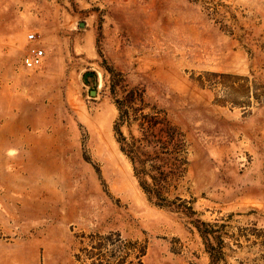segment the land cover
<instances>
[{
  "label": "rangeland",
  "instance_id": "obj_1",
  "mask_svg": "<svg viewBox=\"0 0 264 264\" xmlns=\"http://www.w3.org/2000/svg\"><path fill=\"white\" fill-rule=\"evenodd\" d=\"M112 77L185 134L177 193L224 264H264V0H0V264H211L140 187Z\"/></svg>",
  "mask_w": 264,
  "mask_h": 264
},
{
  "label": "trees",
  "instance_id": "obj_2",
  "mask_svg": "<svg viewBox=\"0 0 264 264\" xmlns=\"http://www.w3.org/2000/svg\"><path fill=\"white\" fill-rule=\"evenodd\" d=\"M112 93L119 110L114 126L116 138L132 163L140 187L156 205L187 216L203 238L211 264H224L218 230L198 217L194 206L177 193L188 163L185 134L166 113H143L147 106L145 89L122 86L119 79L112 77ZM123 126L128 127L129 135L123 133ZM134 126L137 136L132 132Z\"/></svg>",
  "mask_w": 264,
  "mask_h": 264
},
{
  "label": "built area",
  "instance_id": "obj_3",
  "mask_svg": "<svg viewBox=\"0 0 264 264\" xmlns=\"http://www.w3.org/2000/svg\"><path fill=\"white\" fill-rule=\"evenodd\" d=\"M30 40H34L35 34L28 35ZM46 58V50L40 46H31L23 58V63L28 68H37L44 64Z\"/></svg>",
  "mask_w": 264,
  "mask_h": 264
},
{
  "label": "bare ground",
  "instance_id": "obj_4",
  "mask_svg": "<svg viewBox=\"0 0 264 264\" xmlns=\"http://www.w3.org/2000/svg\"><path fill=\"white\" fill-rule=\"evenodd\" d=\"M99 121V120H98ZM108 139V138H107ZM115 170L117 171L118 175L121 176V185L122 188L128 192H132L133 191V186L128 182L127 178L124 179V177H126L127 172L126 170L118 163V161H116L115 164ZM119 189V188H118Z\"/></svg>",
  "mask_w": 264,
  "mask_h": 264
},
{
  "label": "water",
  "instance_id": "obj_5",
  "mask_svg": "<svg viewBox=\"0 0 264 264\" xmlns=\"http://www.w3.org/2000/svg\"><path fill=\"white\" fill-rule=\"evenodd\" d=\"M92 92H95V91H92Z\"/></svg>",
  "mask_w": 264,
  "mask_h": 264
}]
</instances>
